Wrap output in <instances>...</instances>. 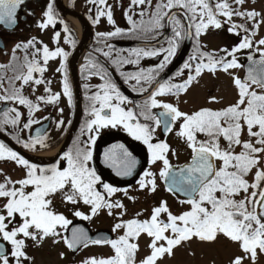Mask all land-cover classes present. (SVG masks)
I'll return each instance as SVG.
<instances>
[{
    "label": "snow or ice",
    "instance_id": "snow-or-ice-1",
    "mask_svg": "<svg viewBox=\"0 0 264 264\" xmlns=\"http://www.w3.org/2000/svg\"><path fill=\"white\" fill-rule=\"evenodd\" d=\"M245 2L157 0L153 5V0H130L124 15L131 25L129 32L132 35L143 34L155 39L162 35L165 27H170L172 31L167 47L135 48L129 51L128 57L117 54L112 60L126 83L135 81L132 90L148 92V98L142 105H136L139 112L127 108L126 105L132 102L109 78L107 70L91 63L86 66L89 74L85 79L94 75L103 83L96 85L94 92L90 85H84L91 92L87 96L90 102L89 119L81 129L82 134L86 132L88 135L87 141H80L78 137L73 142L74 147L60 153L57 161L49 167L30 162L0 142V161L13 162L23 170L22 177L15 180L0 170V264H33L34 257L28 255L27 242L31 241L33 246L39 247L47 239L54 244L63 243L72 253L90 244L111 248V255L89 257L82 264H137L141 237L148 239L149 251L139 264H161L166 257H175L181 248H185L189 256H195V251L191 249L193 242L211 248L222 244L232 253L228 264H260L261 258H264V37L258 40L255 37L264 25V13L244 9ZM23 3L24 0H0V25H15L17 9ZM88 3L96 6L94 23H99L103 16L109 24L115 23L107 0H88ZM137 8L139 12L134 11ZM134 15L140 17L139 21L133 19ZM44 16L46 20L40 23V28L55 26L57 19L51 4ZM233 17L246 23H235ZM224 24L231 25L227 29L230 33L237 36L244 33L239 43L219 52L201 51L199 38L210 28L221 29ZM124 34L121 28L116 27L113 32L98 35L103 38ZM56 37L58 42L59 33ZM186 38L196 41L197 54L190 56L175 75L182 76L187 70V78L182 83H173L171 78L158 80L160 72L171 63L180 42ZM65 42L72 43L68 39ZM30 47L34 49L31 58L27 52ZM108 47L111 51L112 46ZM21 48L26 53L22 63L15 56V51ZM244 49L253 50L259 58L253 54L247 56L248 65L241 77L233 70L245 67L237 56ZM110 51L103 52V55L109 57ZM68 55L61 47L50 50L47 45H42L37 48L34 41H28L24 45H16L13 64L0 65V68L13 71L11 77L0 76V101H10L28 109V120L21 131L39 123L34 119V113L40 111L41 103H56L60 98L61 93H52L49 87H45L49 95L37 96L35 101L23 95L26 85H33L35 93V86L51 83L43 79L49 60L60 58L56 71L62 74L63 95L71 104L72 90L66 65ZM161 55L162 60L153 68H140L134 74L121 71L126 64L138 66L142 58ZM205 72L213 76L221 72L230 78L235 89L234 102L221 108L203 106L190 112L182 111L180 95L188 93L194 84H198ZM36 73L39 77L34 75ZM5 81L8 87L4 86ZM154 83L155 87L149 91ZM164 96L176 97L177 103L158 99ZM221 102L222 97L209 95L207 99L208 104ZM153 109L161 111L155 113ZM20 118L21 113L11 108L4 113L2 123L15 128L19 126ZM63 123L60 120L57 126ZM118 126L147 148L149 168L137 181L139 189L154 194L159 187L157 180L163 181L164 190L184 206L179 213H174L168 201L161 199L151 208L147 218H140L143 212H137L130 219L123 218L127 213L125 205L111 197L118 191L127 195V190L102 183L96 170L89 166L94 134L102 128ZM157 129L165 137L174 133L183 141L190 150L187 163L173 165L170 162L168 154L175 152L166 140L157 138ZM15 138L30 151H36L38 146H47V137L39 131L36 137L26 141H21L18 136ZM105 160L118 176L131 175L137 164L132 153L123 145L108 149ZM157 164L158 173L151 170V166ZM128 198L134 200L133 197ZM57 199L65 206H71L72 215L80 220H92L101 210L107 209L108 215L116 220L111 231H122L123 234L115 239L103 235L92 238L83 228L72 227L68 235L72 220L56 210ZM80 205L87 206L89 212L81 211ZM116 209L120 210L118 214L114 212ZM60 257L65 258V253L61 252ZM212 264H215L214 260Z\"/></svg>",
    "mask_w": 264,
    "mask_h": 264
},
{
    "label": "flooded vegetation",
    "instance_id": "flooded-vegetation-1",
    "mask_svg": "<svg viewBox=\"0 0 264 264\" xmlns=\"http://www.w3.org/2000/svg\"><path fill=\"white\" fill-rule=\"evenodd\" d=\"M116 0H107V4L111 7V3ZM128 1L129 0H125ZM231 2V0H229ZM51 4L53 6V11L55 13L57 23L55 26L49 25L47 28H40L39 25L46 17L44 13L48 10V6ZM103 9V6H101ZM64 8L73 9L79 15L83 17L84 20H79L82 25V31L79 34L73 27L70 20L67 18V13ZM129 9V3L127 4L126 11ZM96 16V6L88 3V0H24V3L19 6L16 13V24L12 28L8 29L4 25H0V65L13 64V52L16 49V45H24L28 41H34L37 48L42 47V45H47L50 50H55L56 47H61L64 51L68 52V58L66 61L67 65V75L72 90V102L69 104L68 98L63 95L62 86V74L57 72L56 69L59 67L60 58L49 60L46 71L43 73V79L51 81L50 84H42L35 86V93H33V85H26L23 89V95L33 99L37 96H47L49 93L45 92V87H49L52 93H61L59 100L56 103H41L40 111L34 113V119L38 120L39 123H34L31 128L20 129L23 124L28 120V109L22 105L13 102L0 101V127L3 128L0 131V142L5 143L8 147L12 148L14 151L23 155L25 158L29 159L30 162L38 164L40 167H49L57 161L58 155L63 151H67L69 148L74 147V141L79 137L80 141H87L88 135L82 134L81 129L85 125L89 116L87 115L88 109L90 107V102L87 96L91 94L90 91L86 90L84 85L88 84L91 86V91H96L95 86L103 83L98 76H91L89 79L85 77L89 74L86 70V66L91 63H97L107 70L109 73V78L117 85L118 89L123 95H125L128 100L132 103L127 104V108H132L134 111L139 112L136 105H142L143 102L148 98V92L133 91L132 85L135 81L125 82L124 77L120 76L116 67L112 64V60L119 54L120 57H128L129 51L135 48H156L167 47V39L172 36V31L170 27H165L162 30V35L157 38L145 37L140 34L141 39L138 41L152 42L159 40L166 32V38L155 46H140V47H129L132 40L129 39V29L130 24L128 23L127 17L122 13V15H113L114 24H109L106 16L101 17L99 23H94ZM134 19V18H133ZM139 19V18H135ZM223 19V18H221ZM235 23L243 24V20L233 17ZM231 25L224 24L221 29L227 30ZM67 27V31H65ZM116 27L121 28L124 31V35L114 36V37H100L99 33L113 32ZM56 33H59L58 42ZM234 34V33H233ZM244 33L241 32L240 36L234 34L236 40H241ZM71 40L72 43H66L65 40ZM193 40L191 41L189 47L186 49L185 53L176 62L174 66L171 64L176 59L177 55L180 53L183 46L184 40L180 42L179 48L174 57L171 58V63L160 72L159 78L167 72L164 80L172 79L173 83H182L183 80L187 78V70H185L184 75L176 76L175 73L183 66L185 61L189 60V57L196 53L193 46ZM136 41V40H134ZM42 42V44L40 43ZM111 45V51L108 47ZM8 54L5 56V53ZM34 51L33 48H28L27 52L29 58H31V53ZM110 56L106 57L103 52H109ZM245 54V53H244ZM243 54V55H244ZM25 50L23 48L15 51V56L18 58V62L22 63L25 59ZM134 59V57H131ZM163 56L157 57H145L140 60L139 65L126 64L123 66L121 71L125 74H134L140 68L149 69L155 67L162 60ZM42 63V60H41ZM194 63V62H193ZM243 65V62H242ZM206 74H210L205 72ZM219 73V72H218ZM11 77L13 71L11 69L0 68V76ZM39 77V73L34 74ZM211 75V74H210ZM213 76V75H211ZM155 83L152 85V87ZM5 87H8L7 81H5ZM17 86L18 82H17ZM146 86V85H145ZM147 87V86H146ZM149 88V91H151ZM193 87V86H192ZM213 89H210L208 93H212ZM184 94L180 95L179 100ZM158 99L163 100L168 103H177V99L174 96H164ZM179 106L182 107V105ZM11 108H16L21 113L20 124L18 127H13L11 125H4L2 121L4 120V113ZM63 110L62 112L60 110ZM184 111L183 109H181ZM161 109H153V112L159 113ZM47 117V119H45ZM63 120L64 123L60 127L57 126V122ZM141 122H143L141 118ZM39 133L47 137L46 147H39L36 151H30L25 149L21 143H18L15 137H19L21 141H26L30 137H36ZM95 135V143L91 144L92 150V160L89 162V166L96 170L97 175L100 176L102 183L110 184L118 189H126L127 195L124 191H118L115 193L111 199L121 201L126 209L127 213L123 217L124 219H130L131 215L137 212H143L147 208H151L158 204L162 199L168 201L171 207L174 201H177L175 197L171 196L164 190L163 181L157 180L159 185L156 193L151 194L146 190L141 191L137 184L143 171L149 168L148 165V152L145 145L140 141L134 140L128 135L126 131L123 130L121 126L116 128L108 127L99 130L98 134ZM157 138L159 140H166L170 145L171 149L175 152H169L168 157L173 165H184L190 160V150L186 148L183 141L175 136L174 133L168 134L166 137L157 129ZM155 142V141H154ZM114 145H123L132 156L137 161L136 167L129 176H118L113 168L108 166L105 160V152L112 148ZM56 151V153L46 159L40 158V156L47 154L49 152ZM159 164L151 166L152 171L158 173ZM0 170L10 176L12 179H19L23 175V170L17 167L13 162L0 161ZM2 179V177H0ZM98 187H100L98 185ZM103 191V189H100ZM128 197H133L134 200H130ZM71 206H65L60 202L59 199L55 201V208L57 211L64 213L68 219L72 220V224L80 222L85 225L91 234L99 231H107L112 235L114 239V234L111 231L115 219L113 216H109L107 209H103L100 213L94 217L92 220H80L72 215L69 210ZM80 210L88 213L89 209L87 206L80 205ZM119 209L114 210L116 214L119 213ZM150 214V213H148ZM70 226V225H69ZM29 247L27 249L28 255L35 258V254L39 248H47L53 251L55 248L60 247L62 250L66 248L63 243L54 244L51 240V244L44 243L35 247L32 245L31 241L27 242ZM107 245H89L86 248H81L75 254L68 253L71 256H75L84 249L87 248H108ZM111 250V248L109 247ZM36 250V251H35ZM61 260V258H60Z\"/></svg>",
    "mask_w": 264,
    "mask_h": 264
},
{
    "label": "rangeland",
    "instance_id": "rangeland-1",
    "mask_svg": "<svg viewBox=\"0 0 264 264\" xmlns=\"http://www.w3.org/2000/svg\"><path fill=\"white\" fill-rule=\"evenodd\" d=\"M130 0H116L111 3V10L113 15H122L126 11L127 4ZM244 9H255L256 11L264 13V0H246L243 5ZM140 9H134L135 12H138ZM131 14V13H130ZM133 18H138L137 15H134ZM246 22L243 20V24ZM250 27V24H249ZM264 37V25H261L258 35L255 37L256 40ZM240 40L234 38V34L223 29H209L206 34L202 35L199 38V45H201V51L206 52H219L222 48H231L239 43ZM193 47L196 48V41L193 40ZM252 51L250 49L241 50L240 53H237L239 57V62L242 64L244 61L243 54ZM9 50L5 53V56L8 54ZM197 54V53H195ZM258 55V53H256ZM236 75L242 77L243 69L233 70ZM213 89V92L210 94L208 91ZM209 95L222 97V102L220 104H208L207 99ZM235 100V89L231 85L230 78L224 73H217L215 76L204 73L199 80L198 84H194L190 91L183 95L179 100L180 107L184 111L190 112L196 110L199 107L207 106L212 108H221L227 104L234 102ZM162 199V198H161ZM184 206H181L174 201L170 209L174 213H179ZM150 208L145 210V214L141 216V219H145L149 216ZM130 217H134L131 215ZM116 222V220H115ZM114 239L119 235H122V231L113 233ZM44 243L51 244V239H47ZM140 250L137 253L136 261L139 264L140 260L148 254V239L146 237H141L140 241ZM191 249L195 251V256H189L185 248L178 249L175 257L165 258L161 264H212V261H215V264H228L230 255L232 254L229 249H225L222 244H218L215 248L208 246H202L195 242L192 243ZM36 251V250H35ZM65 253V258L60 260V253ZM33 264H82V261L89 257H107L112 254V250L108 248H87L78 253L75 256H71L67 249L63 250L60 247L55 248L53 251L50 247L39 248ZM260 264H264V258H261Z\"/></svg>",
    "mask_w": 264,
    "mask_h": 264
},
{
    "label": "water",
    "instance_id": "water-1",
    "mask_svg": "<svg viewBox=\"0 0 264 264\" xmlns=\"http://www.w3.org/2000/svg\"><path fill=\"white\" fill-rule=\"evenodd\" d=\"M64 11H65L67 14H70V15L76 17L77 19H79V20H81V21L84 20L83 17H82L81 15H79V13H77V12H76L75 10H73V9H67V8H64ZM15 24H16V23H15ZM4 26H5V25H4ZM13 26H15V25H13ZM13 26H11V27L5 26V27H7L8 29H10V28H12ZM165 38H166V32H165V34H164L159 40H157V41H154V42H148V43H147V42H138V41H136V42H132L131 45H132V46H143V45H151V46H154V45H157V44H159L160 42H162ZM190 42H191V39H190V38H186V39L184 40L183 46H182V48H181V51H180V53L177 55V57H176V59L173 61V63L171 64V67L174 66V65L176 64V62L181 58V56H183V54L185 53L186 49L188 48ZM250 54H253V55L255 56V58H257V59L259 58V56L256 55V53H254L253 51H250V52H248V53H246V54L244 55V57H245V62H244L243 65H244L245 67L243 68V75H242V77L245 75V70H246V67H247V65H248L247 56L250 55ZM166 74H167V72H165V73L159 78V80L162 81V80L164 79V77L166 76ZM154 87H155V85L152 87L151 90H153ZM72 227H81V228H83V229L86 231L87 235H88L89 237H92V238H98V237L101 236V235H103L104 237H107V238H112V235H111L109 232H107V231H99V232H96V233H94V234H91V233L89 232V230L85 227V225L82 224V223H80V222L73 223V224H71V225L69 226V232L67 233L68 235L71 234V233H70V230H71ZM71 253H72V252H71ZM73 254H75V253H73Z\"/></svg>",
    "mask_w": 264,
    "mask_h": 264
},
{
    "label": "bare ground",
    "instance_id": "bare-ground-1",
    "mask_svg": "<svg viewBox=\"0 0 264 264\" xmlns=\"http://www.w3.org/2000/svg\"><path fill=\"white\" fill-rule=\"evenodd\" d=\"M65 1V0H63ZM67 18L70 20V22L72 23L74 29L80 34L81 31H82V25L80 24V21L79 19H77L76 17L70 15V14H67ZM56 153V151H52V152H49L47 154H44L42 156H40V158L42 159H46V158H50L52 157L54 154Z\"/></svg>",
    "mask_w": 264,
    "mask_h": 264
},
{
    "label": "trees",
    "instance_id": "trees-1",
    "mask_svg": "<svg viewBox=\"0 0 264 264\" xmlns=\"http://www.w3.org/2000/svg\"><path fill=\"white\" fill-rule=\"evenodd\" d=\"M157 2V0H153V5H155V3ZM140 11V10H139ZM138 11V12H139ZM137 17L140 19V17L137 15ZM139 19H136L137 21H139ZM130 28H131V25H130ZM129 39L130 40H140L141 39V37H140V34H138V35H132L130 32H129ZM129 47H131V46H129ZM193 47V46H192ZM131 48H133V47H131Z\"/></svg>",
    "mask_w": 264,
    "mask_h": 264
}]
</instances>
